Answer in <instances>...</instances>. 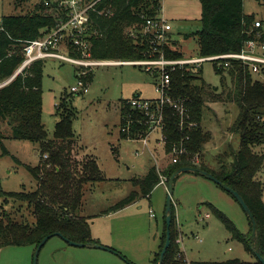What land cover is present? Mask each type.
<instances>
[{
  "label": "trees",
  "instance_id": "trees-1",
  "mask_svg": "<svg viewBox=\"0 0 264 264\" xmlns=\"http://www.w3.org/2000/svg\"><path fill=\"white\" fill-rule=\"evenodd\" d=\"M20 1L25 0H17ZM199 1L202 6L201 31L191 36L198 39L201 57L237 53L256 33L259 32L264 37V0H257L261 8L259 15L246 14L243 0ZM107 4L111 6V14L96 16L91 26L93 58L117 62L159 58L160 53L153 56L151 39L143 35L142 30L145 18L152 19L161 14L160 0H109ZM44 9L43 3L36 7L34 13L3 17L0 23L3 28L0 31V82L11 77L22 64V44L44 37L57 25L56 18L44 14ZM257 21L261 22L259 29L254 28ZM131 31H135V37L131 35ZM161 49L168 60L182 59V54L170 45ZM215 71L223 76L222 82L226 76L231 78L230 89L220 92L217 87L208 85L202 79V67L187 65L170 73L171 84L167 94L173 101L183 104L186 114L181 125L182 117L173 106L167 104L161 108L164 118V151L168 156H172L175 149L185 150L186 153L180 155L178 162L171 163L163 172L152 166L144 178L132 180L133 186L140 189L141 195L133 191L128 198L105 214L116 213L136 204L141 196L150 198L160 185L161 176L170 180L183 168L205 171L244 199L256 222L255 237L252 236L251 220L250 236L242 235L226 215L210 205L212 212L234 239L242 242L252 253V248L258 250L264 259V182L259 179L264 169V79H257L237 62H233L228 70ZM92 76L90 74L89 79ZM43 77L44 62L38 61L0 90V125H8L14 139L38 144L41 154L38 166H27L37 181V189L34 192L6 194L4 203L0 205V252L11 246H35L37 249L46 237H55L57 234L78 244L102 245L93 238L89 219L81 216L79 211L87 184L101 182L103 173L94 158L77 159L73 129L75 118L73 113L64 109L67 104L63 100L62 106H57L59 120L54 137L49 139L42 121ZM222 85L225 87L224 82ZM127 101H120L121 129L128 120H133L134 124L129 132L120 130V137L125 140H140L148 134L149 126L145 124V116L131 111ZM224 102L233 104L238 109V116L230 129L240 137V149L237 153H219V167L212 169L204 164H197L195 158H202L206 145L212 140V133L202 126L207 104ZM4 138L0 130L2 145ZM259 148L261 152L258 151ZM44 156L48 157L46 161H43ZM224 157L231 159L229 165L222 162ZM9 199L13 200L12 204ZM175 222L172 206L170 246L163 264H179L176 261L178 234ZM164 223L167 239L166 216ZM248 236L249 240L246 238ZM164 247L165 245L150 264H159ZM105 248L118 255L116 250ZM190 264L251 263L233 259ZM258 264L262 263L258 260Z\"/></svg>",
  "mask_w": 264,
  "mask_h": 264
},
{
  "label": "rangeland",
  "instance_id": "rangeland-1",
  "mask_svg": "<svg viewBox=\"0 0 264 264\" xmlns=\"http://www.w3.org/2000/svg\"><path fill=\"white\" fill-rule=\"evenodd\" d=\"M45 1L0 0V23L3 17L34 13L36 7ZM160 2L161 16L171 25L170 34L174 41H178L174 46L170 41L169 45L182 54V59L201 57L198 39L191 36L201 31L200 1ZM243 2L246 14H260L261 8L257 0ZM50 12L49 9H44L43 13ZM132 33L134 35L135 32ZM188 35L191 37L186 38ZM65 48L62 46L61 51H66ZM43 62L42 121L48 137H54L55 126L59 120L57 106H62L63 100L67 104L64 109L73 113L75 118L73 129L76 135L74 148L77 159L94 158L103 173L101 182L87 184L79 213L89 219L93 234L103 238L101 244L110 246L106 245L104 240H113L114 245L110 248L116 250L118 255L113 253L108 258L93 256L87 253V248L72 246L62 237L55 236L38 253L37 264H150L154 257L157 258L161 252L159 250L166 242L164 221L168 178L161 176L166 185L157 186L150 198L141 196L136 204L116 213H105L128 198L133 191L141 193L138 187L133 186L132 180L144 178L152 166L163 172L173 163L172 156L165 154L158 132L149 133L144 137L149 136L147 145L140 140H125L120 137V100H131L135 96L146 100L158 99L156 78L144 67L127 64L101 66L93 69L92 78L87 77L90 84L89 93L75 95L71 94V89L78 84L81 69L53 59ZM222 77L216 73L212 63L203 64L202 79L211 87H217L220 92L232 87V80L228 76L223 81V87ZM237 116L238 109L233 104H207L202 126L206 131L215 133L219 142L213 141L214 143L206 145L200 158L201 165L217 169L219 153L239 151L240 137L234 135L230 129ZM0 130L5 137L3 145L0 142L1 205L6 199V194L34 192L37 189V181L27 166H38L41 154L38 144L12 138L8 125H0ZM212 143H217L220 150L212 148ZM258 151L261 152V148ZM47 159V156L43 157V161ZM222 162L229 165L231 159L224 157ZM259 179L264 182V169ZM173 190V211L178 234L177 263L240 259L246 263L258 264L256 256L246 249L242 242L233 238L210 208V205L216 207L227 216L239 233L249 235L250 219L229 192L215 182L194 173L180 174L173 183ZM12 201L9 199L10 204ZM151 211L155 217L151 215ZM249 236L246 237L248 240ZM36 251L35 246L6 247L0 252V264H35Z\"/></svg>",
  "mask_w": 264,
  "mask_h": 264
},
{
  "label": "built area",
  "instance_id": "built-area-1",
  "mask_svg": "<svg viewBox=\"0 0 264 264\" xmlns=\"http://www.w3.org/2000/svg\"><path fill=\"white\" fill-rule=\"evenodd\" d=\"M108 1L46 0L44 2L45 9L51 11L48 14L56 18L57 25L44 37L22 44L23 62L11 77L0 82V90L12 83L33 63L49 59L69 63L81 69L78 76V84L71 89V94L75 95L89 93L90 84L87 77L92 73L94 68L125 64L147 68L146 71L156 78V92L159 98L146 100L138 96L131 100L128 99L127 106H129L131 111H137L145 116V124L149 126L148 134L153 132L160 133L161 139L159 141L164 145V118L161 108L167 104L173 106L182 117L181 125L184 123V115L186 114L183 104L173 101L167 94L171 84V72H175L177 69L187 65L202 67L207 62L212 63L215 69L228 70L233 62H237L245 66L254 77L264 79V37L261 33H256L252 39L243 45L241 51L237 53L168 60L164 57L161 47L170 44L172 27L161 14L152 19L145 18L142 30L143 35L151 39L153 56L156 53H160L159 58L134 62H114L94 59L92 56L91 26L96 16L111 14V6L107 4ZM260 27L261 22H255L254 28L259 29ZM2 30L3 28L0 24V31ZM131 35L135 37V33L133 35L132 31ZM62 46L66 47V51H61ZM133 124V120H128L121 131L129 132ZM148 137L142 138L140 141H143L147 145ZM184 153H186L185 150L175 149L172 153L173 164L177 163L179 156ZM195 161L197 164L200 163L198 157L195 158ZM160 185H166L165 180H161ZM151 215L155 217L152 211Z\"/></svg>",
  "mask_w": 264,
  "mask_h": 264
},
{
  "label": "water",
  "instance_id": "water-1",
  "mask_svg": "<svg viewBox=\"0 0 264 264\" xmlns=\"http://www.w3.org/2000/svg\"><path fill=\"white\" fill-rule=\"evenodd\" d=\"M182 173H194V174H199L202 177H205L213 182H215L216 184H218L220 187H222L223 189H225L226 191H228L229 193H231V195L239 202V204L241 205V207L244 209V211L246 212V214L248 215L249 219L252 221V227H253V237H255L256 234V222L255 219L250 211V209L248 208V206L246 205L244 199L240 196L239 193L235 192L234 190H232L231 188H229L228 186H226L225 184L219 182L212 174L205 172V171H201V170H197L194 168H183L179 171H177L169 180V184H168V198H167V205H166V223H167V227H168V233H167V239H166V244L165 247L160 255V260H159V264H163L164 261V257L165 254L170 246V226H171V220H172V206H173V200H172V196H173V183L175 181V179ZM56 236L62 237L60 234H57ZM53 238L52 236H48L46 237L38 246L36 254H35V264H37V256L38 253L41 251V249L43 248V246L51 239ZM63 240L65 242H67V244H71L72 246L78 247V248H94V249H100V250H105V251H109V249L105 248L102 245H94V244H78V243H74L71 242L67 239H65L64 237H62ZM253 253L255 254V256L258 258V260L264 264V259L262 258L261 254L259 253L258 250L252 248Z\"/></svg>",
  "mask_w": 264,
  "mask_h": 264
},
{
  "label": "crops",
  "instance_id": "crops-1",
  "mask_svg": "<svg viewBox=\"0 0 264 264\" xmlns=\"http://www.w3.org/2000/svg\"><path fill=\"white\" fill-rule=\"evenodd\" d=\"M171 37H170V41L171 42H173V44H175V43H178V41H174V39H173V37H172V35H170ZM123 100V99H122ZM121 101V100H120ZM214 133V132H213ZM213 141H216V142H219L218 140H217V138H216V134L214 133V134H212V140H211V142H213ZM214 143V142H213ZM213 143L211 144V145H213ZM212 148H214V149H218V150H220L219 149V146L217 145V143H216V145H213L212 146ZM179 177V176H178ZM177 177V178H178ZM92 231V230H91ZM92 236H93V238L95 239V240H98L100 243H101V241H103V240H101V239H103V238H101V236H95L94 234H93V231H92ZM104 242L106 243V245H110V246H105V247H113L112 245H114V242H113V240L112 241H105L104 240ZM104 242H102V243H104ZM103 245V244H102ZM105 245V244H104ZM103 245V246H104ZM89 251H87V253H89L90 255H93V256H98V257H100V258H108V256H112V252H110V251H105V250H100V249H94V248H87ZM101 254H103V255H101ZM107 254V255H106ZM114 256V255H113Z\"/></svg>",
  "mask_w": 264,
  "mask_h": 264
}]
</instances>
